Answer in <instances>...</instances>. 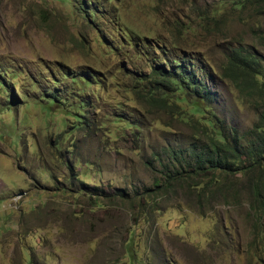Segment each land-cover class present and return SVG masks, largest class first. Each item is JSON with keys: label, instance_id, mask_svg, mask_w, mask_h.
<instances>
[{"label": "rangeland", "instance_id": "374dc122", "mask_svg": "<svg viewBox=\"0 0 264 264\" xmlns=\"http://www.w3.org/2000/svg\"><path fill=\"white\" fill-rule=\"evenodd\" d=\"M85 2L0 0V264H264V217L240 190L243 171L220 179L232 187L225 197L132 190L151 184L152 151L194 132L149 98L146 55L194 57L214 100L188 115L209 134L221 124L246 132L257 119L250 83L264 86V6L97 0L102 16L86 20ZM234 48L258 56L261 73L247 76ZM74 75L92 80L86 128L46 99L72 100ZM103 114L138 130L113 116L101 124Z\"/></svg>", "mask_w": 264, "mask_h": 264}, {"label": "trees", "instance_id": "16d2710c", "mask_svg": "<svg viewBox=\"0 0 264 264\" xmlns=\"http://www.w3.org/2000/svg\"><path fill=\"white\" fill-rule=\"evenodd\" d=\"M89 1L91 6L87 9L80 3L86 20L89 16L96 18L97 15H102L97 11V5L93 0ZM232 1L234 8L257 6L258 10H261L264 6V0ZM95 2L97 3L96 0ZM83 3L86 4L84 0ZM124 36L128 38L126 33ZM165 50L160 49L161 55L155 59L146 55L145 60L151 62L149 65L151 69L148 73H142L141 80H146L150 84L149 98L157 107L170 112L176 120L189 123L194 132L188 141H183L184 143H167L159 150L152 151L150 158L145 161V165L153 173L151 184L136 186L132 189L133 192L136 193L141 188L146 193L150 191L157 195L161 191H175L180 187L191 186V191L198 197L205 195L212 197L217 194L226 196L232 187L223 181L220 182V179L222 177L228 179L229 174L243 171L246 182L241 184L240 190L247 193L253 213L256 218L261 219L264 217V86H260L257 78L252 79L250 83V88L257 94L253 102L257 119L250 129L238 133L235 129L221 124L212 127L214 132L209 134L198 119L188 115L189 109L200 114L205 113L214 100L213 91L202 82L198 74L201 72L205 76V71L201 65L193 64L194 57H170ZM231 56L241 61V67L245 69L244 73L247 76L251 71H254V74L261 73L259 69L255 71V66L258 65V56L255 54L244 53L239 48H234ZM231 56L228 57V62L233 64ZM70 77L72 84L80 87L79 90L71 88L72 100H67V97L59 96L58 93H52L46 99L72 116L76 128L78 126L86 128L88 127L86 108L90 106L92 100L85 93V86L92 84V80L86 75ZM0 85L3 87L6 85L1 78ZM110 116H113L112 121L125 123L124 126H120L121 131L127 127L138 130V125L121 114H103V119L100 118L99 121L103 124L102 121L109 120ZM216 120L220 123L219 119ZM80 184L99 195L97 185L89 186L83 182ZM128 192L126 188H117L115 195L129 200Z\"/></svg>", "mask_w": 264, "mask_h": 264}, {"label": "clouds", "instance_id": "9594fccd", "mask_svg": "<svg viewBox=\"0 0 264 264\" xmlns=\"http://www.w3.org/2000/svg\"><path fill=\"white\" fill-rule=\"evenodd\" d=\"M85 1V0H84ZM89 1V0H88ZM97 1V0H96ZM90 2V1H89ZM86 3V2H85ZM93 3H95L97 5L96 9L99 7V4H97L95 2V0H93ZM85 5H88V3H86ZM86 7V6H85ZM90 7V6H89ZM104 5H101V8L103 9ZM88 8V7H87ZM98 11V10H97ZM97 16H100V15H97ZM102 16V15H101Z\"/></svg>", "mask_w": 264, "mask_h": 264}]
</instances>
